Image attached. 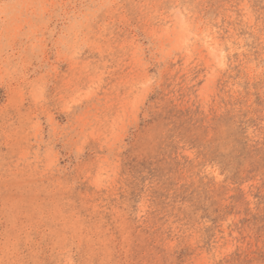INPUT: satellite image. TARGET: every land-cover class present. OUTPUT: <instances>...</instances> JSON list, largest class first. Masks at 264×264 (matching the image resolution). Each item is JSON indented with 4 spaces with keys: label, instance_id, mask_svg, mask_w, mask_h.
<instances>
[{
    "label": "rangeland",
    "instance_id": "374dc122",
    "mask_svg": "<svg viewBox=\"0 0 264 264\" xmlns=\"http://www.w3.org/2000/svg\"><path fill=\"white\" fill-rule=\"evenodd\" d=\"M0 264H264V0H0Z\"/></svg>",
    "mask_w": 264,
    "mask_h": 264
}]
</instances>
